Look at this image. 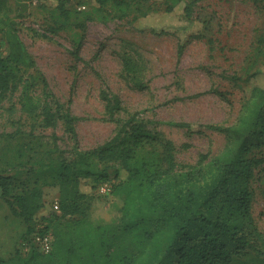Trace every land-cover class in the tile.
Wrapping results in <instances>:
<instances>
[{"label":"rangeland","instance_id":"obj_1","mask_svg":"<svg viewBox=\"0 0 264 264\" xmlns=\"http://www.w3.org/2000/svg\"><path fill=\"white\" fill-rule=\"evenodd\" d=\"M72 1L64 13L56 0H0L1 11L15 20L36 61V68L20 73L34 76L32 92L42 100L45 80L48 100L62 114L55 128L45 127L40 115L5 110L11 100L19 106V91L3 98L0 170L24 181L41 160L39 178L51 213H59L53 204L59 203L54 180L61 162L71 159L76 149H92L110 139L119 128L116 118L125 120L135 113L173 141L180 163H195L201 153L213 156L225 147V133L205 125L237 120L249 94L247 76L260 70L257 80L264 84V0H198L192 23L180 19L181 8L133 21L132 13L118 6L99 9L95 0ZM148 1L164 9L161 0ZM151 27L163 31L155 33ZM103 91L120 99L121 109L113 119ZM172 122H188L192 128ZM107 165L111 171L118 166ZM88 186L81 184L88 193L86 217L96 224H120L114 195ZM250 186L251 213L264 236V159ZM3 200L0 193V234L10 225L25 228ZM23 241L17 242V249L28 248Z\"/></svg>","mask_w":264,"mask_h":264},{"label":"trees","instance_id":"obj_2","mask_svg":"<svg viewBox=\"0 0 264 264\" xmlns=\"http://www.w3.org/2000/svg\"><path fill=\"white\" fill-rule=\"evenodd\" d=\"M95 1L99 9L111 4L132 13L133 21L181 8L180 19L192 23L198 0H161L163 10L148 0ZM72 2L55 4L67 13L65 6ZM65 23L61 20L62 26ZM0 24V38L7 46L0 60V101L19 91V106L11 100L5 110L40 115L45 127L55 128L62 114L48 100L45 80L43 100L32 92L34 76L23 72L36 68V61L15 20L1 8ZM261 74L258 70L247 76L249 94L233 124L205 125L225 133L223 150L213 156L201 153L195 163H180L173 141L133 113L125 120L116 118L119 128L110 139L92 149H76L71 159L61 162L54 180L60 192L59 213L46 209L41 160L24 181L0 170L1 197L25 223L21 240L29 245L9 257L0 254V264H264V236L251 213L250 186L264 159V84L257 80ZM102 98L114 117L120 99L107 91ZM172 123L192 128L188 122ZM114 162L118 166L111 171L107 164ZM106 181L112 182L120 224H96L86 217L88 193L81 184L92 189ZM40 220L46 222L37 225ZM44 232L52 235L49 251L34 240L36 233Z\"/></svg>","mask_w":264,"mask_h":264},{"label":"crops","instance_id":"obj_3","mask_svg":"<svg viewBox=\"0 0 264 264\" xmlns=\"http://www.w3.org/2000/svg\"><path fill=\"white\" fill-rule=\"evenodd\" d=\"M3 202L6 203L5 200H3ZM20 221H22L21 218ZM23 224L25 228H22V226L19 228L17 226L13 228L14 225H10L9 228H3V235L0 234V254L3 257H9L17 250V242L23 238V235L27 230L24 222Z\"/></svg>","mask_w":264,"mask_h":264},{"label":"built area","instance_id":"obj_4","mask_svg":"<svg viewBox=\"0 0 264 264\" xmlns=\"http://www.w3.org/2000/svg\"><path fill=\"white\" fill-rule=\"evenodd\" d=\"M79 7H84V6L82 5ZM6 52H7L6 43L4 40L0 38V60L5 56ZM97 189L101 194H110L112 191V182L111 181L103 182L98 186ZM53 208L54 209L59 208L58 202H55L53 204ZM34 240L42 250L49 251L51 249L52 235L50 232H44L43 234L36 233ZM22 244L26 246V241L24 240Z\"/></svg>","mask_w":264,"mask_h":264}]
</instances>
